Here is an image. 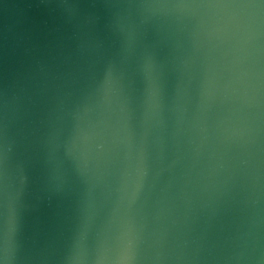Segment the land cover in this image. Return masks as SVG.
Returning <instances> with one entry per match:
<instances>
[{
    "label": "water",
    "instance_id": "95a60500",
    "mask_svg": "<svg viewBox=\"0 0 264 264\" xmlns=\"http://www.w3.org/2000/svg\"><path fill=\"white\" fill-rule=\"evenodd\" d=\"M0 264H264V0H0Z\"/></svg>",
    "mask_w": 264,
    "mask_h": 264
}]
</instances>
